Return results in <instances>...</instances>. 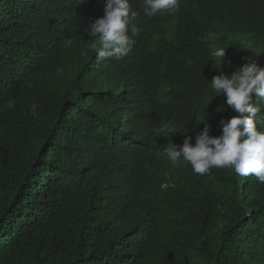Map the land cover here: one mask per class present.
I'll list each match as a JSON object with an SVG mask.
<instances>
[{"label": "trees", "instance_id": "obj_1", "mask_svg": "<svg viewBox=\"0 0 264 264\" xmlns=\"http://www.w3.org/2000/svg\"><path fill=\"white\" fill-rule=\"evenodd\" d=\"M0 264H264V0H0Z\"/></svg>", "mask_w": 264, "mask_h": 264}, {"label": "rangeland", "instance_id": "obj_2", "mask_svg": "<svg viewBox=\"0 0 264 264\" xmlns=\"http://www.w3.org/2000/svg\"><path fill=\"white\" fill-rule=\"evenodd\" d=\"M172 23H173L172 21L169 22V24H171V25H172ZM168 36H170V35H167V37H168ZM167 37H166V38H167ZM157 38H159V37H158V36H155V37L151 40V45H153V44L156 42V39H157ZM164 39H165V38H164ZM154 46H155V44H154ZM217 60H221V57H220L219 54L217 55ZM219 65H220V64H219Z\"/></svg>", "mask_w": 264, "mask_h": 264}, {"label": "clouds", "instance_id": "obj_3", "mask_svg": "<svg viewBox=\"0 0 264 264\" xmlns=\"http://www.w3.org/2000/svg\"><path fill=\"white\" fill-rule=\"evenodd\" d=\"M220 55V57H222L223 55H222V53L221 52H216L214 55H215V57H217V55Z\"/></svg>", "mask_w": 264, "mask_h": 264}]
</instances>
